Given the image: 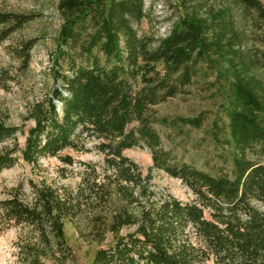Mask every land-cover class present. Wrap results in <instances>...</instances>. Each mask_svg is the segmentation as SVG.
<instances>
[{"label":"trees","instance_id":"16d2710c","mask_svg":"<svg viewBox=\"0 0 264 264\" xmlns=\"http://www.w3.org/2000/svg\"><path fill=\"white\" fill-rule=\"evenodd\" d=\"M182 4L185 13L165 36L156 37L140 35L134 25L147 16L145 0H58L61 24L53 58L55 65L68 64L71 73L55 68L63 85L34 103L27 118L35 125L24 147L17 138L24 127L9 123L0 107V172L19 153L30 163L51 155L72 165L73 156L61 151L84 150L80 140L86 135L102 139L97 146L113 173L91 185L98 202L111 210L95 215L93 226L101 239L107 232L117 238L96 250L93 264H207L213 256L217 264H264V209L256 204L264 205V33L253 48L242 24L244 17L264 23V0ZM39 16L0 8V44ZM38 43L32 37L16 48L19 68L30 67ZM200 74L214 76L212 84L223 97L211 129L229 161L220 175L176 160L154 126H204V113L172 118L153 109L187 91ZM13 80L2 68L0 85L7 88ZM136 146L152 151L147 174L124 153ZM155 168L181 178L200 202L157 198L150 188ZM34 189L33 204L18 194L0 200L2 217L38 232L41 245L27 247V264H45V257L65 264V251L74 257L65 220L81 205L51 186L35 183ZM127 226L136 228L121 235Z\"/></svg>","mask_w":264,"mask_h":264},{"label":"rangeland","instance_id":"374dc122","mask_svg":"<svg viewBox=\"0 0 264 264\" xmlns=\"http://www.w3.org/2000/svg\"><path fill=\"white\" fill-rule=\"evenodd\" d=\"M222 4L229 0H211ZM58 0H0V8L6 11L37 13L39 18L28 23L21 30L13 33L0 44V72L8 69L15 80L8 82V87L0 85V107L8 113V122L24 127V132L18 134L22 147L25 146L29 129L35 125L34 119L27 118L37 101H41L53 93L56 87L62 86V81L56 80L55 68L65 73H71L68 64L55 65L54 49L56 35L61 24L57 8ZM147 16L134 25L140 35L165 36L173 23L185 13L182 0H145ZM253 18V17H252ZM247 34L249 46L257 47L264 33V23L254 19L242 20ZM39 37V43L32 51V62L28 69H21L16 48L22 41ZM264 76V69L261 70ZM214 76L208 78L200 74L195 82L187 87V91L170 98L166 102L155 105L153 109L159 115L169 117H195L204 113L205 124L197 129L190 125L177 127L154 126L161 132L164 146L172 151L176 160L191 163L198 168L220 175L229 170L226 154L214 141L212 123L217 115H221L222 93L218 85L212 84ZM137 125L133 123L130 127ZM136 127V126H135ZM102 139L84 136L80 145L84 150L66 148L60 155H72L75 162L65 163L60 156H43L39 161L30 163L19 153V159L12 166L0 172V200L15 194L29 204L35 201L34 184L51 186L64 197L78 200L81 208L76 215L65 220V232L74 257L65 251L68 257L65 264H93L98 248H109L115 244L116 236L107 232L101 239L100 231L93 226L95 215H109L110 207L101 204L95 193L92 182L105 181V174H112L108 167L106 154L98 149ZM9 143H13L12 140ZM126 155L134 159L142 168L144 174L153 165L152 151L148 146H136L126 149ZM264 161V158L262 159ZM150 188L156 197L174 195L184 202H200L197 193L181 178L169 174L163 169H153ZM264 209V205L256 202ZM207 217L211 218V210L205 209ZM107 217V216H106ZM135 226H127L121 230L125 235L135 230ZM41 240L35 228L28 224L7 223L0 211V264H27V247L41 245ZM55 244V243H54ZM51 247L48 251L52 253ZM45 264H63L50 257L43 258ZM207 264H217L211 257Z\"/></svg>","mask_w":264,"mask_h":264}]
</instances>
